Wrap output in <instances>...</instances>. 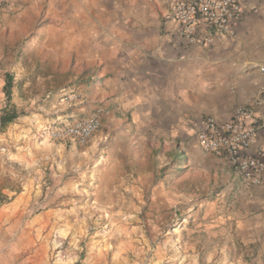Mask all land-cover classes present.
Segmentation results:
<instances>
[{"label": "rangeland", "instance_id": "1", "mask_svg": "<svg viewBox=\"0 0 264 264\" xmlns=\"http://www.w3.org/2000/svg\"><path fill=\"white\" fill-rule=\"evenodd\" d=\"M64 1L34 0L33 25L0 23V77H11V100L21 101L5 97L6 108L47 118L22 136L0 131V264H261L264 186L246 184L194 135L126 146L101 125L87 143L50 136L83 117H57L78 98L69 87L84 81L75 71L81 42L58 37L72 20ZM75 1L78 27L104 26L98 16L110 12L99 3L108 0ZM114 1L113 16L141 15L142 3L165 20L160 8L171 0ZM45 72L55 74L40 79Z\"/></svg>", "mask_w": 264, "mask_h": 264}, {"label": "crops", "instance_id": "2", "mask_svg": "<svg viewBox=\"0 0 264 264\" xmlns=\"http://www.w3.org/2000/svg\"><path fill=\"white\" fill-rule=\"evenodd\" d=\"M2 1L6 8H0V23L4 19L15 26L24 21L33 25L34 0H0V5ZM75 2H62L72 20L63 24L58 37L62 45L67 40L81 42L75 71L84 81L69 87L78 98L57 117H88L100 107V132L121 138L123 145L130 146L140 136L175 137L186 131L200 148L197 133L207 116L228 120L237 107L254 104L256 115L264 118V74L260 71L264 66V0H247L242 20L210 46L188 44L176 32L173 20L167 16L164 20L142 3L137 11L144 12L133 18L113 16V9L118 8L114 0L99 3L110 12L108 17L104 12L98 16L107 27L96 24L84 29L76 25L83 18ZM169 9L167 3L160 8L166 15ZM54 74L45 72L39 78L49 80ZM5 84L6 78L0 77V131L4 109L13 107L5 102ZM11 101L21 104L18 99ZM22 116L7 125L11 136H22L30 123L47 120L42 115ZM259 146L264 147L262 122L252 148ZM258 185L264 186V180Z\"/></svg>", "mask_w": 264, "mask_h": 264}, {"label": "built area", "instance_id": "3", "mask_svg": "<svg viewBox=\"0 0 264 264\" xmlns=\"http://www.w3.org/2000/svg\"><path fill=\"white\" fill-rule=\"evenodd\" d=\"M247 0H171L167 18L173 20L176 32L188 44L210 46L216 38L244 17ZM264 74V66L260 67ZM264 118L256 115L254 104L235 109L228 120L207 116L198 130L202 149L227 160L241 176L254 184L264 180V147L252 148L259 123ZM102 125V110L88 117L56 124L50 136L56 140L72 139L89 142Z\"/></svg>", "mask_w": 264, "mask_h": 264}, {"label": "trees", "instance_id": "4", "mask_svg": "<svg viewBox=\"0 0 264 264\" xmlns=\"http://www.w3.org/2000/svg\"><path fill=\"white\" fill-rule=\"evenodd\" d=\"M12 79L10 76H7V81L4 87V91L7 97V100L10 101L12 97ZM10 110H4L3 116H2V128L7 126L9 123L13 122L18 116L16 113L9 112ZM77 264V263H76Z\"/></svg>", "mask_w": 264, "mask_h": 264}]
</instances>
